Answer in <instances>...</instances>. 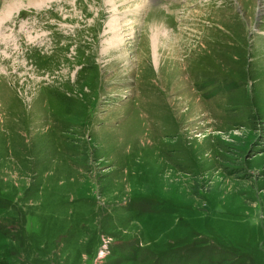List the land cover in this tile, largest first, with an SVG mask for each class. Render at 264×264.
Listing matches in <instances>:
<instances>
[{
    "label": "rangeland",
    "instance_id": "1",
    "mask_svg": "<svg viewBox=\"0 0 264 264\" xmlns=\"http://www.w3.org/2000/svg\"><path fill=\"white\" fill-rule=\"evenodd\" d=\"M26 2L0 22V264H264V0Z\"/></svg>",
    "mask_w": 264,
    "mask_h": 264
},
{
    "label": "bare ground",
    "instance_id": "2",
    "mask_svg": "<svg viewBox=\"0 0 264 264\" xmlns=\"http://www.w3.org/2000/svg\"><path fill=\"white\" fill-rule=\"evenodd\" d=\"M21 0H16V1H7L5 6L3 7V11L0 12V22L3 21L5 18H7L9 16V14H11L12 10H14L16 7H14L16 5L17 2H20ZM47 0H27V4L32 5L30 3H43L46 2ZM157 30V29H156ZM159 34V33H158ZM155 35L157 36V31H155ZM154 35V36H155ZM157 39V38H156ZM111 44V43H110Z\"/></svg>",
    "mask_w": 264,
    "mask_h": 264
}]
</instances>
